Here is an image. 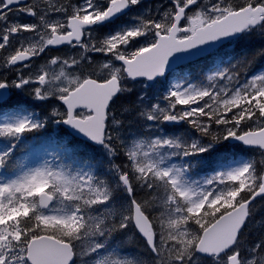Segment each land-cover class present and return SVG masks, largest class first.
Returning a JSON list of instances; mask_svg holds the SVG:
<instances>
[{
    "label": "snow or ice",
    "instance_id": "obj_1",
    "mask_svg": "<svg viewBox=\"0 0 264 264\" xmlns=\"http://www.w3.org/2000/svg\"><path fill=\"white\" fill-rule=\"evenodd\" d=\"M261 61L264 0H0V264H264Z\"/></svg>",
    "mask_w": 264,
    "mask_h": 264
},
{
    "label": "trees",
    "instance_id": "obj_2",
    "mask_svg": "<svg viewBox=\"0 0 264 264\" xmlns=\"http://www.w3.org/2000/svg\"><path fill=\"white\" fill-rule=\"evenodd\" d=\"M260 64H264V61L259 62L257 65H260ZM121 103H127V100L117 101V104L114 105L113 108L118 109ZM61 135H63V133ZM81 148H84V146L81 145ZM223 149L224 150H220L219 156H223L225 154L226 150H225V148H223ZM86 150H88V149H86ZM91 150L92 149H90L88 151H91ZM233 154H239L236 147H235V151L233 150ZM213 156H214V154H213ZM213 156H212V159H213ZM263 230H264V216L258 215L255 218V220L249 225V228L246 229V232L250 233V235H249L250 240H256V239H259L261 235H263Z\"/></svg>",
    "mask_w": 264,
    "mask_h": 264
},
{
    "label": "rangeland",
    "instance_id": "obj_3",
    "mask_svg": "<svg viewBox=\"0 0 264 264\" xmlns=\"http://www.w3.org/2000/svg\"><path fill=\"white\" fill-rule=\"evenodd\" d=\"M10 72H4L3 70H0V77H3V76H7L8 74H9ZM11 75L12 76H10V78H9V80H11L12 78H14V75L12 74V72H11ZM139 90V86H137V91ZM22 101H20V100H17L15 103H21ZM55 103H57L58 104V102H55ZM35 105H36V107H37V110H39V111H43V107L46 109V105L45 104H42L41 103V105L40 104H36L35 103ZM164 128H166V127H164ZM40 146V144L39 143H37V148ZM25 157H28L29 159H33V156H30V155H26Z\"/></svg>",
    "mask_w": 264,
    "mask_h": 264
},
{
    "label": "water",
    "instance_id": "obj_4",
    "mask_svg": "<svg viewBox=\"0 0 264 264\" xmlns=\"http://www.w3.org/2000/svg\"><path fill=\"white\" fill-rule=\"evenodd\" d=\"M226 42V41H225ZM230 142H234V141H230Z\"/></svg>",
    "mask_w": 264,
    "mask_h": 264
}]
</instances>
